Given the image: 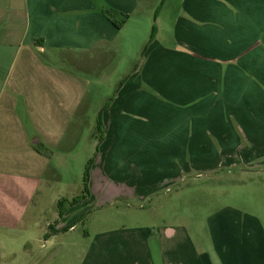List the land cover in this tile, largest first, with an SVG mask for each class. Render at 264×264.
Wrapping results in <instances>:
<instances>
[{
  "label": "crops",
  "instance_id": "0c3cea01",
  "mask_svg": "<svg viewBox=\"0 0 264 264\" xmlns=\"http://www.w3.org/2000/svg\"><path fill=\"white\" fill-rule=\"evenodd\" d=\"M106 9L128 16L121 28L123 16ZM130 25L147 33V49L102 113L90 197L60 216L69 196L53 185L58 169L44 151L65 138L60 111H77L84 89L52 64L98 61ZM32 116L49 126L47 140L22 129ZM224 175L256 176L264 190V0H0V264H9L16 238L40 227L47 240L73 232L85 213L118 216L189 179ZM233 199L206 215L203 232L175 216L159 222L158 213L153 223L83 233L77 264H264V211Z\"/></svg>",
  "mask_w": 264,
  "mask_h": 264
},
{
  "label": "rangeland",
  "instance_id": "374dc122",
  "mask_svg": "<svg viewBox=\"0 0 264 264\" xmlns=\"http://www.w3.org/2000/svg\"><path fill=\"white\" fill-rule=\"evenodd\" d=\"M169 5L171 6V4ZM132 27L130 25L125 30L124 38L115 47L102 48L101 52H98L99 55H97L98 61L89 62L84 60L78 64L62 62L52 64L55 73L60 72V70L67 71V80L77 82L84 89L82 106L77 111L73 113L72 109L68 111L59 110L62 114L68 115L69 123L66 127L65 138L60 143L53 145L54 149L52 150L49 148L44 149V145L48 144L47 142L37 146L38 150L49 152L52 167L58 169V177L53 180V185L55 188L61 186L62 193L69 196L67 200L81 197L85 194L86 188L88 192L86 198L90 197L91 172L103 136L98 128L99 117L113 101L123 80L139 65L142 52L146 46L144 45L145 39H140V37L142 35L146 36L147 33L144 30L136 32V29ZM39 59H41L40 63L47 62L43 55H40ZM56 81L59 83L58 79ZM54 97L56 95H53ZM62 97L65 101H71L72 98L71 95H69V99L66 95H62ZM25 112H28V110H24L23 102H20L16 114H19L22 121H26V117L23 115ZM54 112L53 110V114ZM39 113L41 112L36 111V114ZM10 114L15 115L13 111ZM41 119L40 117L37 120L36 117L32 116L29 121L33 124L24 125L22 129L25 133L36 131V134L46 139L48 136L46 130L49 129V126L36 123ZM29 121L28 124H30ZM56 127L52 128L56 129ZM261 182L263 181L253 175L241 176L239 181L231 180L226 175L217 180H208L204 176L196 180L189 179L179 186L170 188L161 197V201L153 206L125 208L123 209L124 213L118 216H114L115 210L85 213L80 221L75 223L74 231L68 232V234L61 232L54 236L52 233L45 240L44 236L41 235L43 231L41 227L40 230L37 229L39 234L34 233L35 235H32L28 233L23 235L22 233L23 236L15 239L13 255H11V260L8 263L13 264V261L18 260L20 262L31 261L30 264L43 262L48 264H77L78 254H76V247H73V245L76 244L78 240L76 237L79 235L93 233L99 229L112 228L115 227V224H137L133 221L135 219L153 223L156 222L154 221L156 220L154 215L158 213H160L158 216L159 222L172 223L175 216V222L180 219L179 223L185 224L192 232H203L206 215L221 206L226 200H234V195H238L244 200L239 202H242L241 205L245 208L254 209L257 207L263 212L264 190L260 189V185H258ZM82 208H84V204ZM87 208L89 207L86 204L85 209ZM45 218L54 224L55 219L50 216ZM45 230L49 232V228ZM7 245L9 243H6V247ZM6 255L9 256V253H6ZM18 261L15 262L20 264Z\"/></svg>",
  "mask_w": 264,
  "mask_h": 264
},
{
  "label": "trees",
  "instance_id": "16d2710c",
  "mask_svg": "<svg viewBox=\"0 0 264 264\" xmlns=\"http://www.w3.org/2000/svg\"><path fill=\"white\" fill-rule=\"evenodd\" d=\"M104 13L106 16H108L111 19L116 17V16H120V15L123 16L124 20L121 23L116 24L118 28L122 27L126 18L128 17L127 15H123L122 13H120L114 9H106ZM154 37H155V27H153V30H152V33L150 35L148 43H150L154 39ZM146 49H147V45L144 47V50L142 53H144ZM102 122L103 121H102V114H101V116L99 117V122H98V128L101 130V132L103 134V136L101 138V142H102V140L104 138V134H105L104 125ZM87 193L88 192H87V188H86L85 194H83L81 197H77L73 200H67V199L60 200L58 202V210H59L60 216H63L70 207H72L78 203H81L83 200H86L87 199L86 198Z\"/></svg>",
  "mask_w": 264,
  "mask_h": 264
},
{
  "label": "built area",
  "instance_id": "2783aa9c",
  "mask_svg": "<svg viewBox=\"0 0 264 264\" xmlns=\"http://www.w3.org/2000/svg\"><path fill=\"white\" fill-rule=\"evenodd\" d=\"M51 226H52V224H48V225H47L48 228H51Z\"/></svg>",
  "mask_w": 264,
  "mask_h": 264
}]
</instances>
